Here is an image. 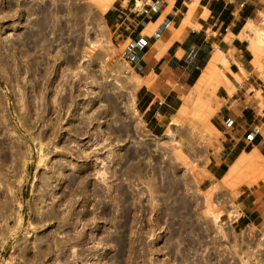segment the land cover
<instances>
[{
	"label": "rangeland",
	"instance_id": "rangeland-1",
	"mask_svg": "<svg viewBox=\"0 0 264 264\" xmlns=\"http://www.w3.org/2000/svg\"><path fill=\"white\" fill-rule=\"evenodd\" d=\"M110 3L0 0V264H264V230L230 222L264 157L204 181L215 63L150 134Z\"/></svg>",
	"mask_w": 264,
	"mask_h": 264
},
{
	"label": "crops",
	"instance_id": "crops-1",
	"mask_svg": "<svg viewBox=\"0 0 264 264\" xmlns=\"http://www.w3.org/2000/svg\"><path fill=\"white\" fill-rule=\"evenodd\" d=\"M104 19L136 80L139 116L154 136L215 63L216 140L204 181L223 179L240 158L264 157V36L256 39L264 35V0H113ZM231 213L234 228L264 230V181L241 190Z\"/></svg>",
	"mask_w": 264,
	"mask_h": 264
},
{
	"label": "bare ground",
	"instance_id": "bare-ground-1",
	"mask_svg": "<svg viewBox=\"0 0 264 264\" xmlns=\"http://www.w3.org/2000/svg\"><path fill=\"white\" fill-rule=\"evenodd\" d=\"M113 0H95V3H97V4H101V3H103V2H105V3H110V2H112ZM41 34V33H40ZM44 34L42 33V36H43ZM263 36L264 35H262V34H259V33H257V40L258 41H262L263 40ZM255 37V36H254ZM39 38H41V37H39ZM43 38L44 37H42L41 39V41H42V43H43V41H45V40H43ZM256 39H252L251 40V42H252V44H253V48H252V50H253V52L256 54L257 52H256V50H257V46H256V42H258V41H256ZM39 41H40V39H39ZM42 43H40V44H42ZM44 44V43H43ZM251 44V43H250ZM41 46H43V45H41ZM252 47V46H251ZM259 53V52H258ZM257 55V54H256ZM255 55V56H256ZM211 63H212V61H211ZM211 63L209 64V66L204 70V72L199 76V78L197 79V81H196V83L194 84V89H196V90H200V88L206 83V81H207V79H208V76H209V73H210V69H211ZM194 92H195V90H193ZM181 110H183V107L181 106V108H180Z\"/></svg>",
	"mask_w": 264,
	"mask_h": 264
}]
</instances>
